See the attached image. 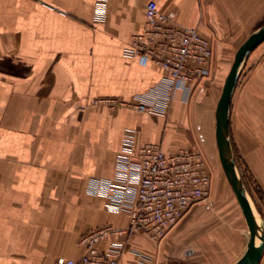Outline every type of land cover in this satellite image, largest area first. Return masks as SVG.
<instances>
[{"label":"crops","instance_id":"0c3cea01","mask_svg":"<svg viewBox=\"0 0 264 264\" xmlns=\"http://www.w3.org/2000/svg\"><path fill=\"white\" fill-rule=\"evenodd\" d=\"M150 1L198 28L215 53L212 76L189 99L178 90L166 115L130 106L167 100L166 72L126 55ZM263 21L264 0H0V264L78 260L84 234L129 226L128 213L109 209L107 190L128 134L167 154L200 149L215 166L225 85L218 55L240 48ZM231 135L241 176L264 194V42L242 69ZM177 227L161 243L140 233L101 249L120 242V264H147L142 256L169 264Z\"/></svg>","mask_w":264,"mask_h":264},{"label":"built area","instance_id":"2783aa9c","mask_svg":"<svg viewBox=\"0 0 264 264\" xmlns=\"http://www.w3.org/2000/svg\"><path fill=\"white\" fill-rule=\"evenodd\" d=\"M145 17V29L133 36L126 55L142 63L155 62L166 72L167 100L162 105L139 102L130 106L146 114L166 115L178 90L189 99L196 82L212 76L213 43L198 28L180 25L176 13L162 12L155 1L146 5ZM107 190L113 191L109 209L128 213L129 226L91 230L80 240L85 251L82 258H59L55 264H120L123 243L113 242L107 251L101 249L113 237L142 233L161 243L195 206L209 203L213 173L200 149L167 154L160 144L137 145L135 135L128 134L117 162V179L108 182ZM142 257L150 263L147 256Z\"/></svg>","mask_w":264,"mask_h":264},{"label":"rangeland","instance_id":"374dc122","mask_svg":"<svg viewBox=\"0 0 264 264\" xmlns=\"http://www.w3.org/2000/svg\"><path fill=\"white\" fill-rule=\"evenodd\" d=\"M260 24V27L263 26L264 21ZM238 50L239 47L218 55V69L223 74V83L230 73ZM211 168L212 198L209 203L196 206L170 237L172 251L166 260L169 264H234L247 249L249 228L219 157L217 164ZM241 177L264 218L263 192L257 185L252 190L245 183L247 176ZM253 191L259 196L255 198Z\"/></svg>","mask_w":264,"mask_h":264},{"label":"water","instance_id":"95a60500","mask_svg":"<svg viewBox=\"0 0 264 264\" xmlns=\"http://www.w3.org/2000/svg\"><path fill=\"white\" fill-rule=\"evenodd\" d=\"M264 42V25L256 30L236 53L217 108V137L220 161L248 224L247 250L236 264H260L264 256V218L248 192L237 167L231 135L233 97L249 56Z\"/></svg>","mask_w":264,"mask_h":264}]
</instances>
